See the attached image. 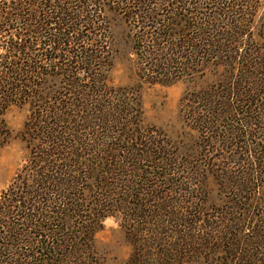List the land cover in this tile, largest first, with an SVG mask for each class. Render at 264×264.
Returning a JSON list of instances; mask_svg holds the SVG:
<instances>
[{
    "label": "rangeland",
    "instance_id": "obj_1",
    "mask_svg": "<svg viewBox=\"0 0 264 264\" xmlns=\"http://www.w3.org/2000/svg\"><path fill=\"white\" fill-rule=\"evenodd\" d=\"M27 1L31 2L27 4L26 0H21L25 7L32 10H26L24 18H20L23 22H18L19 36L16 32L12 36H0V63L23 60L14 46H19L21 38L25 40L28 37L26 33L31 32L25 26L29 20L34 24L30 12L33 14L35 11L34 15L39 16L37 19L43 20L38 9L45 6L53 8V4L58 3V0ZM84 1L85 5L89 2L88 9L93 7L95 12L103 13L107 30L104 34H91L89 26L85 24L80 26L79 34L68 33L70 40L60 45L62 49L70 47L68 52L48 47V52L54 51L56 58H39L45 67L44 75L35 78L31 84L32 90H26H30L28 97L10 102L1 114L7 132L0 138V261L4 256V259H12H8V262L17 259L20 264H125L132 253V231L124 223L122 210L112 211V214L103 217L91 235L92 240L85 241L86 246L77 238L80 235L76 233L78 222H68L64 228L67 236L60 237L63 248L56 251H49L48 247L45 249L46 244L54 247L58 241L54 236L48 238L46 230L39 229V220L35 226H26L23 219V225H18L20 211L11 204L9 206V200L30 199V192L36 187L33 171L35 159L47 152L49 166L54 170L65 162L66 153H62L65 148L60 142L65 145L84 143L91 146L90 150L79 152L77 159L83 165L75 167L81 170L80 176H86V179L71 190V193H77L79 203L84 205L82 215L89 213L91 205L102 192L98 176L110 177L109 183H121L137 173L141 178H135L136 181L141 179L140 184L155 187L158 196L162 192L172 197L168 202L172 208L179 202L188 208L201 206L214 226L218 227L215 236L212 235L214 231L209 234L210 238L223 244L225 238L221 237H229L227 233L231 231L241 247L252 244L250 253L264 258V88H259L264 83V0L259 1L256 13L251 18L252 26L246 34L249 41L239 47L243 56L230 59V54L223 52L224 57H217L215 55L218 53L221 55V47L214 54H208V50L206 52V48H203L196 53L202 54L200 52L204 51L206 54L194 60L192 55L189 56L192 54L191 45L183 43V36H175L173 43L183 46L168 51L162 57L176 59L177 65L168 70H165L166 64L164 67L161 65L159 74L148 71L149 64L144 58L146 53L143 49L137 52L135 47L139 36L152 30L140 27V23L126 16L127 13L120 12L117 5L123 6V0ZM143 1L146 3L144 8L150 10L156 6L151 1L159 0ZM13 2L15 0H0V10L11 9ZM78 2L70 0L66 5L76 8ZM211 5L212 2L204 9L205 12L210 11ZM231 19L224 15L219 17L225 27ZM218 23L222 26L220 21ZM47 27L46 32L49 31ZM41 32L44 33V30ZM42 33L33 32L36 36ZM192 33L191 30L187 32L190 36ZM70 37L78 39L83 47L75 44ZM91 39L97 41V46L90 45ZM11 46V49H16L14 52H8ZM80 48H87L88 52L96 48L97 53L92 52L99 56L94 66V76L100 79L99 85L105 86L106 93L102 97L94 95L92 98L100 99L101 105L75 93L77 99L86 103L85 108L80 107L78 110L72 106L75 95L71 90L73 85L71 88L67 81V70L70 67L74 70L76 64L71 62V55ZM160 49L158 47L155 52L161 53ZM34 52L37 50L32 55ZM57 54L63 56L58 57ZM187 55L189 61L186 60ZM155 57L159 59V56ZM243 75L250 92L247 91L245 96L224 97L227 90L231 92L233 87L236 93L245 91L243 82H240ZM76 77L81 79L75 86L85 88L84 85H93L82 69L78 70ZM224 101L230 103V107L222 105ZM111 105L116 108L111 109ZM98 107L100 116L96 117L94 110ZM42 120L48 121L49 127L54 123L60 125L63 129L56 127L58 131L66 129L72 132L77 127L78 138L72 137L74 140L71 142L62 139L56 145V139L49 137L54 143L47 144L41 138L43 128L40 125H45ZM69 123L74 126H68ZM66 127L71 129L67 130ZM51 129H55L54 126ZM54 147H57V151L51 155L48 151L43 154L38 152L41 148ZM104 151L112 157L106 156L108 154ZM132 151L137 153V157L126 158L122 162L123 157H128L126 153ZM122 166L123 172L115 170L109 174L113 167L117 169ZM120 173H124V176L121 177ZM53 176L48 177L52 180L50 184L46 183L41 188L56 190L57 181L60 187L61 183L66 182L61 176ZM22 179L24 182L19 186ZM49 197L57 198L58 195L52 193ZM147 199L153 198L149 195ZM36 231L39 235L32 240L30 237ZM73 235L77 246L66 242L67 237L72 238ZM36 241L38 246L34 244ZM227 246L223 245L222 249L215 247V253L211 251L210 261L193 259L183 264H215L217 255L221 257L217 250L225 251ZM242 252L243 249L239 251L240 256ZM83 258H86L85 263Z\"/></svg>",
    "mask_w": 264,
    "mask_h": 264
},
{
    "label": "trees",
    "instance_id": "obj_2",
    "mask_svg": "<svg viewBox=\"0 0 264 264\" xmlns=\"http://www.w3.org/2000/svg\"><path fill=\"white\" fill-rule=\"evenodd\" d=\"M69 1L70 0H58L57 4H53V8H47L45 6L46 9H38L39 13L41 12L40 14L43 16V20L37 19L39 16L34 15L35 11H33V14L30 12L34 24L29 20V24L25 23V26L26 29L31 32L26 33L28 37L25 40L21 38L19 46H14L17 51L20 52L23 60L17 62L18 65L12 62L0 63V138L7 132L6 125L1 119V114L4 109L12 101L15 102L17 99L20 100L28 97L30 90H26H32L31 84L35 82V78L45 73V67L41 65L39 58H51L52 56L56 58L54 51L49 53L47 48H59L58 50H63L64 53L68 52L70 47L65 46L66 48L62 49L60 45L70 40L68 33L79 34L80 26L85 24L89 26L91 34L92 32L96 34L102 32L104 34L107 30V22L105 21L103 13L99 11L95 12L93 7L92 9L91 7L88 9L87 4H89V2L85 5V1L83 3V0H79L78 6L74 8L66 5ZM259 1L260 0H159L151 1L156 6L148 10V8H144L146 3L143 0H134L132 2L130 0H123L122 2L124 5L119 6L118 4L117 7L121 10V13H127V17L140 23V27L152 30V32L148 30L145 34L143 32V34L139 36V41L136 42L135 47L137 52L143 49L146 53L144 58H146L149 64V67H147L148 71L150 70L151 73L159 74L161 67H164L165 64L167 65L165 70L174 68L177 65L176 59L173 60L172 58L168 59L167 57H162L166 55L165 53H168V51L171 52L174 48L183 46L181 43L179 45L173 43L172 39H174L175 36H183V43L186 46L191 45L192 54L189 56L192 55L194 60H196L195 58L200 59L206 54L204 51L200 52L202 54L196 53L197 50L202 51L203 48H206V52L208 50V54H214V52H217L216 49L221 47V55L218 53V55H215L217 57H224L223 52L229 53L230 59H235V56H243L239 51V47L249 41L247 38L248 35L246 34H248L251 29V18H253L256 13L255 11L259 5ZM26 2L29 4L31 1L26 0ZM211 2L212 5L209 7L210 11L205 12L204 9L207 8ZM134 3H136V6ZM24 5L25 4H23L21 0H15L10 6L11 9L5 7L7 9L2 8L0 10V17L5 15L3 19H0V36L13 35L14 32L19 36L20 33L17 32V26L19 20H21L20 18H24L26 10H32ZM131 5L132 8H130ZM221 15L233 18L227 27H225L226 25L224 22L219 20ZM36 19L39 21L38 24L36 23ZM219 21L222 23V26L219 25ZM21 22L23 21L21 20ZM36 25L38 28H35ZM46 26H49L47 27L49 29L48 32H46ZM42 30H44V33L41 32ZM190 30L193 31L192 36L187 34ZM33 32H40L42 34L36 36ZM147 33L149 34L146 35ZM86 38L90 39L91 37ZM22 39L24 40L23 43ZM38 40L39 42H37ZM72 41L75 42V44H79L78 39H72ZM90 43V45L97 46V41L94 39H91ZM79 47L83 46L80 45ZM154 47L156 48L151 49ZM158 47L161 48V53L159 54L155 52ZM11 48L12 46L8 48V52H14V50H16ZM36 50L37 52H34L32 55V52ZM88 51L87 48L75 50L71 55V62L76 64L74 70L72 71L71 67L67 70V75L69 76L67 81L71 88L73 85L71 90L75 95L72 106L73 108L77 107L78 110H80V107L85 108L86 103L83 104V102L77 99V94L83 96L84 99H89L91 102L94 100V104L97 103L101 105L100 99L92 98L94 95L102 97L106 93L105 86L99 85L100 79L94 76V74L96 75V68L94 66L97 62V58H99L96 54L97 50L96 48H91L90 52ZM155 55H157V57L159 56V59H157ZM57 56L62 57L63 55L57 54ZM66 58L69 57L66 56ZM246 58L248 57H245V59ZM186 60L189 61L188 55L186 56ZM79 66L82 67L80 68ZM81 69L92 81L93 85H84L85 88L80 87V85L75 86L81 79L76 77V73ZM240 80V82L244 84L243 88L245 91H241L239 94L236 93L233 87L231 92L227 90L225 95L223 94L224 97L230 95L245 96L247 91L250 92L249 89L247 90L249 86L246 85L245 75H243ZM262 87L264 88V83L259 85L260 90ZM222 105L230 107V103H226L225 101ZM127 106H129V104H127ZM234 106L235 105L232 104L233 109L236 108ZM102 107L105 108V105L102 104ZM115 108L114 105H111V109ZM94 111L96 117L100 116V107L95 108ZM64 121L63 119L62 122ZM42 123L45 125H40L43 128L41 138L45 139L47 144L52 145L54 143V141H52L54 138L57 142L55 143L56 145L59 144L58 142L62 139H67L66 142H71V140H74L72 137L78 138L77 127L72 129V132H67L66 129L58 131L56 127L60 129L63 128L57 123H54L51 127L48 126V121L42 120ZM52 126H54L55 129H51ZM68 126L73 127L74 125L69 123ZM66 128L67 130L71 129L68 127ZM49 137H52V140H50ZM60 144L65 148L62 150V153H66L65 162L62 163L58 169L54 170L53 167L49 166L50 160L46 151L51 152L49 155L54 154V152L57 151V147L52 149H48L49 147L47 149H39L38 152L41 154L46 152V155L35 159V163L33 164L36 187L32 189L31 192L29 191L31 193L30 199L12 198L9 200V206L11 204L16 210L20 211L19 216L17 215L18 211L15 214L18 216V225H23L22 219L26 221L24 224L28 227L29 225L35 226L36 221L39 220V229L46 230L47 234H49L48 238H52L53 236L56 238V241H58L56 245L51 247L46 244L45 249L48 247L49 251L51 249L56 251L63 248V241L60 237L64 235L67 236L64 228L68 226V222L70 221L75 223L78 222L79 229L76 233L80 235H78L79 237L77 238L86 246L85 241L92 240L91 235L97 230L100 220L110 215V213L112 214V211L117 210L118 212L122 210V212H124L121 213L123 214L124 223L127 224L129 231H132L130 240L134 245L133 251L125 264H183L193 259H207L208 261L209 257H211V251L215 253V247H221L222 249V246L227 244L228 246L225 248V251L217 250L221 257L217 255V263L215 264H264V258L258 257V254L253 255V253H250L253 248L252 244H246L244 247H241L231 231L227 233L229 237H221L225 238L223 244L216 241L214 238H210L209 234L214 231L212 235L215 236L218 227L214 226L215 224L208 218L209 216H206V212L201 206L195 205L194 207L188 208L184 207V205L179 202L176 207L172 208L170 203H168L172 197H168L162 192H160L158 196L155 187L140 184L141 179L136 181L137 178H141L137 173H133L132 178L129 176L121 183H109L110 177L106 176L96 177L98 179L97 181L102 183L100 187L102 192L99 199H96L94 201L95 203L91 205L89 213L87 212V215H82L81 212L85 209L83 208L84 205L79 203V196L77 193H71V190H74L77 185L82 184L83 180L86 179V176H80L81 170L75 167L80 164L83 165V163L77 159L80 155L79 152L90 150L91 146L84 143L65 145L60 142ZM98 148L101 147L98 146ZM122 151L126 152L124 150ZM104 152L108 154L106 156L112 157L109 152ZM126 154L128 157H123L121 160L122 162L125 161L126 158L129 160L130 157L132 159L137 157V153L133 151ZM112 161L114 160H111V162ZM115 170L123 172V166L117 169L113 167L109 174H113ZM48 172L53 174L48 176ZM123 174L124 173H120L119 175L122 177L124 176ZM53 175H56L57 178H59V176L65 178L66 182L61 183L60 187V183L57 181L56 190H45L41 188V186H44L46 183L50 184L52 180L48 177L52 176L54 178ZM22 182H24L23 179L19 186H22ZM16 193H18V191H16ZM52 193H56L58 197H49ZM26 194L28 193L26 192ZM47 194H49L48 197L46 196ZM72 195L73 197H71ZM149 195L153 199L146 200V197ZM157 199L159 201L156 204L154 202ZM127 205L129 206L126 207ZM147 209L148 211H146ZM22 211L24 212L23 215ZM30 211L33 212L30 213ZM146 212H148L147 215ZM52 214H55V216L53 217ZM41 222H44L45 225H43L44 223L41 225ZM229 229L232 230L230 227ZM38 231H36V233L34 232V235L30 237L32 240L35 239L36 235H39V233H37ZM66 242L74 246L78 245L74 235L72 238L68 236ZM226 242L227 244H225ZM34 244L36 246L39 245L37 241ZM5 248L6 247L3 249ZM242 249V255L244 257L242 255L240 256L239 253ZM246 257H248V262ZM8 259L11 258L4 259L3 256L0 262H5L6 264L14 262L15 264H20L17 259H13V261L9 262ZM83 259L85 263L86 258Z\"/></svg>",
    "mask_w": 264,
    "mask_h": 264
}]
</instances>
